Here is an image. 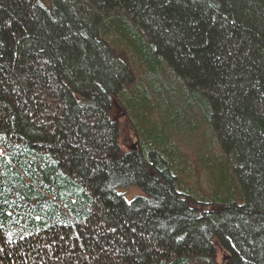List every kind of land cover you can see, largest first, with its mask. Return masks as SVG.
<instances>
[{"label":"trees","instance_id":"16d2710c","mask_svg":"<svg viewBox=\"0 0 264 264\" xmlns=\"http://www.w3.org/2000/svg\"><path fill=\"white\" fill-rule=\"evenodd\" d=\"M0 264H264V0H0Z\"/></svg>","mask_w":264,"mask_h":264},{"label":"rangeland","instance_id":"374dc122","mask_svg":"<svg viewBox=\"0 0 264 264\" xmlns=\"http://www.w3.org/2000/svg\"><path fill=\"white\" fill-rule=\"evenodd\" d=\"M119 115L118 109H114L112 112L113 117H117ZM117 122L119 123V138L118 142L123 150H127L131 145H133L136 141L135 139V133L133 132L130 125L127 123L126 119L124 117H118ZM138 136V135H137ZM140 139V137H139ZM186 153H192L191 149L188 147H185ZM200 178V176H199ZM191 182L195 183V178L190 180ZM201 188L204 189V184L201 183ZM131 193V191L129 192ZM126 197V196H125ZM127 200H130L131 198L126 197Z\"/></svg>","mask_w":264,"mask_h":264}]
</instances>
